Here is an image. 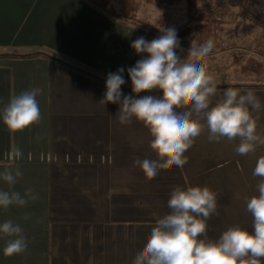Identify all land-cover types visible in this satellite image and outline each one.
I'll return each mask as SVG.
<instances>
[{
	"label": "crops",
	"instance_id": "0c3cea01",
	"mask_svg": "<svg viewBox=\"0 0 264 264\" xmlns=\"http://www.w3.org/2000/svg\"><path fill=\"white\" fill-rule=\"evenodd\" d=\"M100 1L0 0V112L12 96L43 90L37 96L39 123L12 131L0 119V172L19 167L23 175L12 190L23 196L32 189L39 196L25 206L0 208V224H20L28 243L24 253L5 256L8 238L0 234V264H132L157 220L169 213L175 186H208L217 193V212L206 220L208 239L217 240L237 225L252 230L245 198L258 195L253 170L264 157V145L239 155L238 138L211 141L201 121L204 130L184 153L183 167L160 170L149 180L135 165L158 159L149 130L135 118L121 125L119 105L104 107L99 101L107 74L121 67L123 95H163L158 89L133 93L127 72L146 55L137 54L131 43L141 36L151 41L162 32ZM134 2L126 6L135 10ZM179 41L177 55L187 58L193 45ZM262 58L232 47L211 52L200 63L218 81L210 107L229 87L257 96L261 109L253 116L257 134L264 137V71L248 66ZM15 148L22 157L14 161ZM0 190H10L2 179Z\"/></svg>",
	"mask_w": 264,
	"mask_h": 264
},
{
	"label": "clouds",
	"instance_id": "9594fccd",
	"mask_svg": "<svg viewBox=\"0 0 264 264\" xmlns=\"http://www.w3.org/2000/svg\"><path fill=\"white\" fill-rule=\"evenodd\" d=\"M161 32L151 41L141 36L131 43L137 54L146 55L127 72L133 93L158 89L163 95L139 98L123 95L125 69L121 67L107 74L106 92L99 101L104 107L108 103L119 105L116 114L121 125H128L135 118L149 130L150 148L158 159L135 161L145 177L151 180L160 170L183 167L188 159L184 153L204 130L201 121L206 122L211 141L238 138L234 151L239 155L254 153L257 146L264 145V137L256 132L253 116V111L261 109V103L251 90L241 94L238 89L226 88L223 98L210 107V98L217 94L218 81L200 61L213 51L214 42L209 39L199 46H191L187 58L181 59L176 52L180 48L176 30L161 28ZM42 91L33 88L12 96L0 112V119L12 131H23L39 123L41 112L37 96ZM21 157V150L13 149L10 158L15 161ZM22 175L14 165L0 172V179L10 189L0 190V208L25 206L29 199H39L32 189L26 190L23 196L12 190ZM253 176L259 178L258 195L245 198L246 210L253 218L251 231L237 225L225 230L217 240L208 239L206 220L217 212V193L208 186H175L168 200L169 213L157 220L145 247L135 255L132 264H262L264 157L257 159ZM0 234L8 238L3 248L5 256L27 250L28 243L20 224L7 220L0 224Z\"/></svg>",
	"mask_w": 264,
	"mask_h": 264
},
{
	"label": "rangeland",
	"instance_id": "374dc122",
	"mask_svg": "<svg viewBox=\"0 0 264 264\" xmlns=\"http://www.w3.org/2000/svg\"><path fill=\"white\" fill-rule=\"evenodd\" d=\"M105 2L160 32L174 28L178 39L193 46L211 39L212 52L238 47L261 54L262 59L250 60L248 66L249 71H264V0H137L135 10L125 0Z\"/></svg>",
	"mask_w": 264,
	"mask_h": 264
},
{
	"label": "trees",
	"instance_id": "16d2710c",
	"mask_svg": "<svg viewBox=\"0 0 264 264\" xmlns=\"http://www.w3.org/2000/svg\"><path fill=\"white\" fill-rule=\"evenodd\" d=\"M126 1V4H128L129 3V0H125Z\"/></svg>",
	"mask_w": 264,
	"mask_h": 264
}]
</instances>
